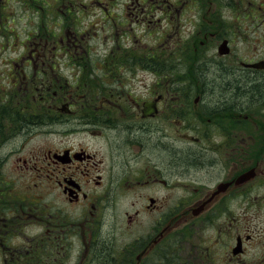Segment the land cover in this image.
Returning <instances> with one entry per match:
<instances>
[{"label": "flooded vegetation", "instance_id": "af4514ba", "mask_svg": "<svg viewBox=\"0 0 264 264\" xmlns=\"http://www.w3.org/2000/svg\"><path fill=\"white\" fill-rule=\"evenodd\" d=\"M219 1L235 6V18H219ZM196 3L210 19L194 28L193 49H211L210 66L174 73L165 93L130 96L121 116L135 119L95 115V101L113 113L109 97L87 96L95 85L86 80L78 93L59 77L47 40L40 51L4 58L3 264H264V0ZM154 6L165 19L173 4ZM152 8L132 6L134 21ZM154 99L165 102V119L142 115ZM172 153H189L193 163L178 167ZM27 226L32 243L10 245L6 238H26Z\"/></svg>", "mask_w": 264, "mask_h": 264}, {"label": "rangeland", "instance_id": "374dc122", "mask_svg": "<svg viewBox=\"0 0 264 264\" xmlns=\"http://www.w3.org/2000/svg\"><path fill=\"white\" fill-rule=\"evenodd\" d=\"M229 1L235 3L236 0ZM163 2L164 0H0V52L3 53L0 55V73L4 58H16L23 51H40L47 40L46 51L56 53L55 68L59 77L67 79L69 86L78 93L84 92L85 85L82 86V82L86 80L95 85L88 90L90 94L87 96L92 95L96 100L103 95L109 97L111 102L108 106L113 113L103 112L101 104L95 101L92 105L98 108L95 115H111L110 119H135L134 113L121 116L122 107H127L130 96L141 102L150 98L156 90L158 93H165V82L169 78H175L174 73L181 74L188 67L196 68L200 62L210 66L208 58L211 57V49L202 47L196 52L193 45H199L198 42L193 43L192 38L199 21L204 17L210 19L206 8L197 11L196 0H169L173 6L169 16L164 19L160 9L153 11L155 4ZM138 5H153V8L151 11L146 10L134 21L132 6L134 8ZM207 6L205 0V7ZM226 7L220 2L218 11L219 18L228 22L235 18V6ZM240 11V8L236 11V21L239 24L242 22ZM203 15L205 16L202 17ZM162 42H165V48H162ZM151 53L154 55L150 60ZM105 54L108 57L106 62H110L111 73L110 69H104L105 59L102 57ZM147 55L152 68L146 70L143 66ZM164 75L165 81L162 82ZM187 77L196 79L194 71L189 72ZM2 78L0 75V83H3ZM78 84L80 88L77 87ZM120 104L123 106H119ZM158 107L159 112L149 119H165V102L159 103ZM130 109L133 107L130 106ZM203 116L205 119L210 115ZM171 134L176 137L173 129ZM175 140L178 146L186 145L184 141ZM43 189L44 187H39V193ZM33 191L34 189L26 195ZM160 192L165 191L160 189ZM32 203L36 205L34 199ZM33 233L34 229L27 226L26 238L19 236L6 239L10 245L22 243L25 239L31 244L30 237ZM13 252L9 249L7 257L13 256ZM31 253L25 250L26 255ZM11 262L9 259L7 264ZM0 264H3L1 254Z\"/></svg>", "mask_w": 264, "mask_h": 264}, {"label": "trees", "instance_id": "16d2710c", "mask_svg": "<svg viewBox=\"0 0 264 264\" xmlns=\"http://www.w3.org/2000/svg\"><path fill=\"white\" fill-rule=\"evenodd\" d=\"M167 154H168V152H167ZM180 154L181 153H172L171 154V156L175 159L178 167L181 166V165L187 166L190 163H193L191 161V158H190L191 156H190L189 153H183V154H181V156H180ZM103 264H105V262Z\"/></svg>", "mask_w": 264, "mask_h": 264}, {"label": "water", "instance_id": "95a60500", "mask_svg": "<svg viewBox=\"0 0 264 264\" xmlns=\"http://www.w3.org/2000/svg\"><path fill=\"white\" fill-rule=\"evenodd\" d=\"M157 112L156 100L145 102L142 109L143 116L153 115Z\"/></svg>", "mask_w": 264, "mask_h": 264}]
</instances>
